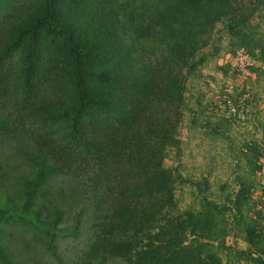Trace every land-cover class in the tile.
Returning <instances> with one entry per match:
<instances>
[{
  "label": "trees",
  "instance_id": "obj_1",
  "mask_svg": "<svg viewBox=\"0 0 264 264\" xmlns=\"http://www.w3.org/2000/svg\"><path fill=\"white\" fill-rule=\"evenodd\" d=\"M248 2L262 21L264 0H0V106L33 169L10 193L0 164V264H34L19 253L32 244L58 254L60 239L79 234V218L63 221L80 197L99 221L83 264H229L232 233L250 245L248 258L264 244L252 192L264 142L246 146L255 167L226 206L204 198L159 227L177 204L181 176L165 159L181 143L184 70L197 68L224 18L246 52L263 47ZM154 43L161 51L150 61L142 49Z\"/></svg>",
  "mask_w": 264,
  "mask_h": 264
},
{
  "label": "rangeland",
  "instance_id": "obj_2",
  "mask_svg": "<svg viewBox=\"0 0 264 264\" xmlns=\"http://www.w3.org/2000/svg\"><path fill=\"white\" fill-rule=\"evenodd\" d=\"M244 11L253 15L252 31L264 40V18L261 21L258 7L248 2ZM232 23L228 18L220 21L210 37L209 45L198 55L197 68L190 76L189 70H184V74L188 75L186 104L182 106L181 115H172L176 116L175 119L179 118L177 128L181 143L176 147L169 146L165 159V165L181 176L175 191L177 204L166 211L159 227L189 208H200L204 198L225 204L228 197L234 196L239 189V177L245 175V171L251 172L255 166L260 168L256 167L253 174L256 183L252 190L253 197L263 206L258 205L256 210L259 207H262L259 210H264V157L257 160V165L249 166L251 159L255 158L246 148L247 145L264 142V42L263 47H259L253 55L249 54L241 46L238 37L231 32ZM160 51L158 43L142 49V53L146 52L147 58H151L150 61ZM245 54L250 55V64L243 68L242 65L239 66L238 60ZM246 94L248 101L245 109L236 116L230 117L225 110L216 107L217 97L234 96L238 99ZM0 115L5 119L6 126L0 132V164L7 169L5 172L8 174L4 186L12 193L15 185L22 181L21 178L30 176L33 169L29 167L25 157L22 158L17 138L14 139L6 133L13 126L1 106ZM23 138L28 139L25 135ZM227 204L228 202L225 206ZM93 211L94 208L81 197L78 202L68 205L65 208L63 226L70 227L79 218V234L60 239V249L56 255L45 251L46 246L41 244H32L25 250L18 248L21 249V260L29 261L33 258L34 264H83L85 254L91 248L98 230L99 221ZM261 213L264 216V212ZM233 215L232 211L227 212L231 221ZM253 215L257 217L255 212ZM128 236L132 237L131 234ZM188 236L187 242L190 243L193 237ZM139 237L143 240L134 238L138 243L140 241L144 244L148 240L147 236ZM227 241L232 255L224 252L225 263L264 264V252L261 251L264 244L256 247L254 254L248 258L246 252H250V245L241 235L232 233ZM234 252H244V255L238 259L234 257ZM119 262L113 257L107 263L99 261L98 264ZM30 263L33 264L31 261Z\"/></svg>",
  "mask_w": 264,
  "mask_h": 264
},
{
  "label": "built area",
  "instance_id": "obj_3",
  "mask_svg": "<svg viewBox=\"0 0 264 264\" xmlns=\"http://www.w3.org/2000/svg\"><path fill=\"white\" fill-rule=\"evenodd\" d=\"M239 66L242 65V67H246V65L250 64V55L245 54L242 58H239L238 60ZM246 98L247 96L243 95L240 98L236 99L234 96H222L217 97L215 99L216 107L219 109H222L223 111L228 113V115L236 116L238 113H240L242 110L245 109L246 105ZM258 205H261L260 203H257L256 208ZM264 205V204H263ZM263 207V206H262ZM262 207H259V209H262ZM260 212H264V210H259Z\"/></svg>",
  "mask_w": 264,
  "mask_h": 264
}]
</instances>
